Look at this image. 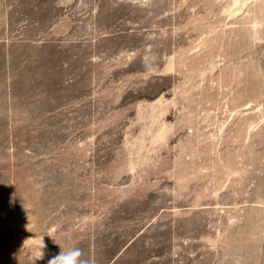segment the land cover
<instances>
[{
    "label": "rangeland",
    "instance_id": "374dc122",
    "mask_svg": "<svg viewBox=\"0 0 264 264\" xmlns=\"http://www.w3.org/2000/svg\"><path fill=\"white\" fill-rule=\"evenodd\" d=\"M72 247L264 264V0H0V264Z\"/></svg>",
    "mask_w": 264,
    "mask_h": 264
},
{
    "label": "clouds",
    "instance_id": "9594fccd",
    "mask_svg": "<svg viewBox=\"0 0 264 264\" xmlns=\"http://www.w3.org/2000/svg\"><path fill=\"white\" fill-rule=\"evenodd\" d=\"M48 264H94V262L85 258L84 252L81 248L72 247L69 249L61 248L60 253L50 259Z\"/></svg>",
    "mask_w": 264,
    "mask_h": 264
}]
</instances>
